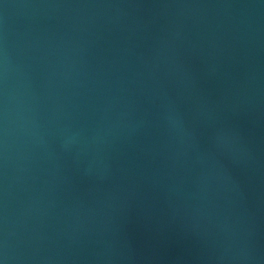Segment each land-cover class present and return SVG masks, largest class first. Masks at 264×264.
Listing matches in <instances>:
<instances>
[{"label": "water", "instance_id": "water-1", "mask_svg": "<svg viewBox=\"0 0 264 264\" xmlns=\"http://www.w3.org/2000/svg\"><path fill=\"white\" fill-rule=\"evenodd\" d=\"M0 264H264V0H0Z\"/></svg>", "mask_w": 264, "mask_h": 264}]
</instances>
